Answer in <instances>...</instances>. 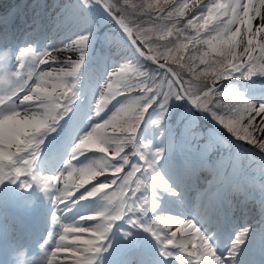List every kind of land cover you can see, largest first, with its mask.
Segmentation results:
<instances>
[{"label": "snow or ice", "instance_id": "obj_1", "mask_svg": "<svg viewBox=\"0 0 264 264\" xmlns=\"http://www.w3.org/2000/svg\"><path fill=\"white\" fill-rule=\"evenodd\" d=\"M127 8L149 15L151 26L130 22ZM98 9L122 30L123 51L110 64L108 56L96 58L88 91L99 92V100L78 109L63 142L46 151L80 99L97 31L91 13ZM66 11L57 28L68 22L73 27L61 48L0 43V186H38L63 204L72 220L61 223V216L52 214L61 232L58 239L48 234L45 244L54 243L55 251L45 264H55L60 252L70 257L62 264H100L121 222L129 226L121 229L123 240L139 247L140 233L151 238L155 255H141L138 264H252L249 253L258 241L264 243V227L254 231L246 223L226 234L212 217L231 203L229 195L239 193L242 205L258 207L264 226V91L257 99L232 82L255 84L254 78L264 77V0H141L139 5L123 0V7L114 0H75ZM54 52H74L77 58L60 60ZM143 61L161 74L142 71ZM196 61L205 66L199 73L193 70ZM177 68L193 79L182 80ZM224 80L221 90L217 82ZM119 97L123 101L109 115L105 109ZM189 105L209 114L235 141L258 149L255 168L242 163L231 140L209 133L199 142ZM174 115L175 127L169 123ZM221 146L227 154L211 159ZM91 150L100 155L89 157ZM204 171L211 178L193 210L187 193ZM98 176L106 182L85 187ZM113 186L115 192L105 191ZM81 205L97 207L78 213ZM205 207L209 211L200 210Z\"/></svg>", "mask_w": 264, "mask_h": 264}, {"label": "rangeland", "instance_id": "obj_2", "mask_svg": "<svg viewBox=\"0 0 264 264\" xmlns=\"http://www.w3.org/2000/svg\"><path fill=\"white\" fill-rule=\"evenodd\" d=\"M18 1V0H17ZM16 1V2H17ZM53 1H58V3L59 4H62L63 5V3H66V4H68L67 6L69 7V5H71V4H73V3H75V0H64V2H63V0H50V1H48V0H45V6H46V8H47V10L49 9V5L53 2ZM114 2H116L117 4H119L121 7H123V0H114ZM163 2V0H161V3ZM130 3L131 4H137V5H139L140 3H141V0H130ZM40 4H42V1L40 2ZM44 5V4H43ZM95 11H97V10H93V12L91 13V15H92V17H93V19H94V22L96 23V28H97V30H99V28L101 27V25L103 26V25H107V24H109V23H104V24H102L101 22H97V19L95 18ZM140 10L139 9H136V10H133L132 8H127L126 9V12H125V15L127 16V18H128V20L130 21V22H132L133 24H136V23H139V24H142L144 27H149V26H151L149 23H148V21H149V19H150V17H149V15H138V14H136V12H139ZM55 14V13H54ZM53 15V14H52ZM191 15V13H189V16ZM101 19V18H100ZM109 20H111V19H109ZM109 22V21H108ZM112 22H113V24L116 26V27H118L115 23H114V21L112 20ZM98 23V24H97ZM161 23H166V22H164V21H161ZM112 26V25H111ZM181 27L183 26L182 24L180 25ZM119 28V27H118ZM117 29V28H116ZM115 29V34H114V31H113V26H112V28H110L109 29V27L108 26H105L102 30H101V32H105L106 30H107V32H108V34H111V37L113 36V38H115V40L112 42V46L115 44V43H119L121 40H123L124 38H125V36H123V32H119V31H117ZM120 29V28H119ZM100 31V30H99ZM118 32L120 33V34H118ZM123 36V37H122ZM110 37V38H111ZM120 37V38H119ZM110 38H108V37H104V39H103V42L104 43H109L110 44ZM170 40H172V39H174L173 37H170L169 38ZM111 40H112V38H111ZM156 43H162V42H160V41H156ZM108 44V45H109ZM191 45H189V50H191ZM113 48V47H112ZM163 50V49H162ZM113 51V50H112ZM105 52V51H104ZM107 52H108V48H107ZM90 54H91V52H90V50H89V56H90ZM103 55V53H101L99 56H102ZM104 56V55H103ZM111 58V57H110ZM113 58V57H112ZM112 58L111 59H109L108 60V63L110 64L111 63V61H112ZM89 60H91V59H89ZM162 63H163V61H161ZM196 64L198 65V67H196V68H194L193 70L195 71V72H197V73H199L200 71H202L203 70V68L205 67L204 65H201V64H199V61H196ZM174 67V66H173ZM141 69H142V71H144V72H146V73H153V72H157V74L159 75V74H161V73H159V71L156 69V65L155 64H153L152 62H150V61H143L142 62V64H141ZM177 71H180V72H182V75H181V79L182 80H188V79H193V77H192V75H191V73H189L188 71H187V69H182V70H180V69H177ZM257 79H259L260 81H261V83H259V85H261V84H264V77H261V78H257ZM196 81H194V83H195ZM200 83H203V78H201V81H199ZM228 83V81L227 80H224V81H219V82H217V87H220L221 88V90H223V88H222V85H225V84H227ZM234 83V82H233ZM235 83H236V81H235ZM262 91H264V89H262L261 87L259 88V89H257V90H254V93H252V94H249L248 93V95H250V96H255L257 99H259V98H261L260 97V93L262 92ZM135 94H139V93H135ZM122 99H124L123 97H121ZM214 99H220V98H217V97H214ZM225 102H226V100H225ZM176 103H179V104H183L184 102L183 101H181V102H176ZM189 108H191V111H192V121H193V125L197 128V126H198V128L200 129V130H204L205 129V127H204V125L203 124H209V125H212L213 124V122H212V117L209 115V114H206V113H202V112H199L197 109H195L194 107H192L191 105H189ZM182 110V109H181ZM205 116H207V117H209V118H211V119H202V118H204ZM200 117H202V118H200ZM176 119H177V116L176 115H174L173 116V119L172 120H170L169 121V123L171 124V122H173V124H172V126L173 127H175L176 125H175V123H176ZM260 117H257V121L256 122H259L260 121ZM174 120V121H173ZM202 120H204V121H206V122H204V121H202ZM214 122H216L215 120H213ZM217 123V122H216ZM220 125V124H219ZM215 126V125H214ZM217 126V131L219 132V130H220V128L219 127H221V128H223L222 127V125H220L219 127H218V125H216ZM207 127V126H206ZM109 131H111L110 129H109ZM227 131V130H226ZM217 132V133H218ZM214 135H217L216 133L214 134ZM256 135H259V133H256ZM218 136H222L224 139H226L227 141L228 140H231V141H233L235 144H237L238 145V151H239V153H240V155H241V157H242V163L244 164V165H246V166H248L250 169L251 168H255V166L259 163V160H260V156H261V154H260V152L258 151V149H256L253 145H251V146H249L250 144H248L247 142H245V141H235V138L234 137H232V135H231V133H229V134H226V133H224V132H222L221 134H219ZM159 136H156L154 139L155 140H159ZM253 149H252V148ZM235 151H237V149H234ZM248 151V152H247ZM246 153H249L250 154V156H251V158H253L254 160H252V159H250V158H247L246 156ZM251 153H253V154H251ZM257 153V154H256ZM223 154H227V152L226 151H224L223 152ZM258 155V156H257ZM219 156V155H218ZM211 159H215V158H217V156H213V157H210ZM105 191H108L109 193H112V192H115L116 191V187H114V188H111V189H107V190H105ZM128 227L129 226H123V227H120V228H118V229H116V231H115V234H118V232H120V236L118 235V237H117V239H116V242L115 243H117L118 241H121V244L122 243H125V244H128V241H125V240H123V238H122V236H121V229H124V230H127L128 229ZM261 228V227H260ZM118 231V232H117ZM86 235V237H87V235L88 234H85ZM137 239H139V237H137ZM111 241H112V238H111ZM120 244V245H121ZM115 246H116V244H115Z\"/></svg>", "mask_w": 264, "mask_h": 264}, {"label": "bare ground", "instance_id": "obj_3", "mask_svg": "<svg viewBox=\"0 0 264 264\" xmlns=\"http://www.w3.org/2000/svg\"><path fill=\"white\" fill-rule=\"evenodd\" d=\"M42 1V4H40V2ZM50 1V0H48ZM29 2H32L33 4H35L34 7H37L39 9H46V6H45V0H25V3H29ZM64 2V0H63ZM44 4V5H43ZM74 4V3H73ZM71 4V5H73ZM68 4L66 3H63L62 4H59L58 1H53L50 5H49V12H51L52 14H54L57 18H58V21H63L64 20V17L67 15V11L66 9L69 8L71 5H69V7L67 6ZM60 16V17H58ZM2 18V16H0V19ZM259 21H254V25L255 24H258ZM66 27L69 28V29H72L73 25L71 22H68L66 24ZM126 40V37L121 40L119 43H115L112 47V50H113V53L115 54L118 50L119 51H123V42ZM94 43V41H93ZM93 45V44H92ZM63 47V46H62ZM54 55L57 56L58 59L60 60H64L66 58H72V59H76L77 58V54L74 53V52H54L53 53ZM59 66H63V65H52V67H59ZM260 135V134H259ZM14 149V148H13ZM255 210L257 211V213H259V209L258 207L255 205ZM258 245H260L261 242H257ZM255 248V247H254ZM56 259H54L55 261V264H62L63 261H65L66 259H70V257H66L65 254L63 252H60L57 254V256L55 257Z\"/></svg>", "mask_w": 264, "mask_h": 264}, {"label": "trees", "instance_id": "obj_4", "mask_svg": "<svg viewBox=\"0 0 264 264\" xmlns=\"http://www.w3.org/2000/svg\"><path fill=\"white\" fill-rule=\"evenodd\" d=\"M157 44H159V43H157ZM174 67H176L175 65H173ZM177 69H180V68H177ZM180 70H182V69H180Z\"/></svg>", "mask_w": 264, "mask_h": 264}]
</instances>
